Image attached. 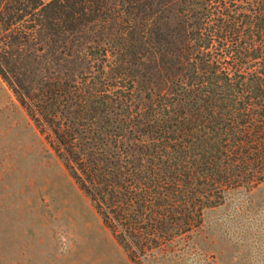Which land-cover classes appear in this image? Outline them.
<instances>
[{
    "label": "trees",
    "instance_id": "16d2710c",
    "mask_svg": "<svg viewBox=\"0 0 264 264\" xmlns=\"http://www.w3.org/2000/svg\"><path fill=\"white\" fill-rule=\"evenodd\" d=\"M137 5L144 39L167 26L155 7L178 14L173 74L143 105L128 65L146 48L87 34ZM0 76L135 264L264 183V0H0Z\"/></svg>",
    "mask_w": 264,
    "mask_h": 264
},
{
    "label": "rangeland",
    "instance_id": "374dc122",
    "mask_svg": "<svg viewBox=\"0 0 264 264\" xmlns=\"http://www.w3.org/2000/svg\"><path fill=\"white\" fill-rule=\"evenodd\" d=\"M154 9L156 19L151 24L167 26L146 39L139 32L148 24L144 16L149 10L139 5L127 14L129 23L122 33L99 27L87 33L110 42L108 48L100 42V51L113 52L119 42L146 48L128 65L137 80L136 101L141 105L147 103L150 88L168 82L175 63L176 7ZM79 45L77 53L84 50ZM61 64L64 70L85 67L82 58ZM0 264H135L1 76ZM143 264H264V183L234 192L223 205L206 210L201 227L190 237L153 252Z\"/></svg>",
    "mask_w": 264,
    "mask_h": 264
}]
</instances>
